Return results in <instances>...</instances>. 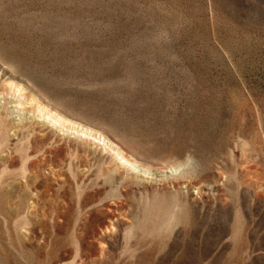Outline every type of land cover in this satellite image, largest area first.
Instances as JSON below:
<instances>
[{"label": "rangeland", "instance_id": "374dc122", "mask_svg": "<svg viewBox=\"0 0 264 264\" xmlns=\"http://www.w3.org/2000/svg\"><path fill=\"white\" fill-rule=\"evenodd\" d=\"M0 264H264V0H0Z\"/></svg>", "mask_w": 264, "mask_h": 264}, {"label": "bare ground", "instance_id": "6f19581e", "mask_svg": "<svg viewBox=\"0 0 264 264\" xmlns=\"http://www.w3.org/2000/svg\"><path fill=\"white\" fill-rule=\"evenodd\" d=\"M11 85L13 86V90L17 91L18 93L25 95L27 90L26 88H24L22 85H20L19 83L12 81ZM43 111V110H41ZM49 116H52L54 119L58 120L59 122H64L66 125H72V126H77L79 127V125H77L75 122L69 120L68 118H66L65 116H63L61 113L57 112V111H52L49 110L48 112ZM76 127V128H77ZM84 133L88 134L90 136H94V134H96L97 139H100L104 144L110 146L111 148H113L118 155L120 156L121 159H123L125 162H127L128 164H130L131 166H133L135 169L139 168V163L130 158L129 156H127V154L118 146L116 145L114 142H112L108 137H106L104 134L99 133V132H95L91 129H84Z\"/></svg>", "mask_w": 264, "mask_h": 264}]
</instances>
